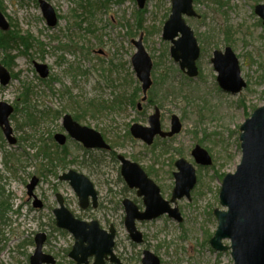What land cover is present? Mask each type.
Segmentation results:
<instances>
[{
  "label": "rangeland",
  "instance_id": "1",
  "mask_svg": "<svg viewBox=\"0 0 264 264\" xmlns=\"http://www.w3.org/2000/svg\"><path fill=\"white\" fill-rule=\"evenodd\" d=\"M46 1L58 14L55 26L47 24L39 0H0L9 23L8 29L0 30L30 32L38 39L33 40L28 49L20 45L10 51L15 60L9 64L10 68L5 67L17 72V77L11 78L6 85L0 82V100L16 102L18 107L10 121L15 136L20 139L19 143L11 145L3 134L0 135V187L3 192L0 199L8 200L11 206L6 222L0 224V264L29 263L34 245L27 240L40 231L49 235L44 251L57 254L62 264H71L69 251L74 237L68 231L61 233L53 228V209L58 206L53 185L65 197L69 209L80 218L97 219L105 228L110 223L115 225V252L122 264H141L144 249L159 256L161 264H234L230 249L216 251L209 239L218 224L213 210L225 209L219 200L221 174L235 172L241 161L240 126L256 108L264 105V26L255 12V6L264 0H194L200 17L185 15V19L201 49L197 76H189L180 68L171 55L172 42L163 38L171 0H147L143 9L139 8L137 0ZM137 11H144L140 25ZM140 38L153 61L151 87L160 91V100L158 103L143 101L141 109L126 101L114 111H98L92 99H113L132 93L137 83L142 84L132 66V56L137 51L133 40ZM226 46H231L238 56L241 75L247 83L237 94L219 86L218 72L211 60L216 49L224 50ZM4 54L0 50V61ZM34 61L48 65V77L39 75ZM111 77L116 80L115 85L109 83ZM125 78L129 81L124 82ZM23 85L34 86L36 92L29 94L27 100L34 103L36 110L54 108L62 112L61 116L40 118L39 125H29L30 107L28 102L22 104ZM69 88L71 93L66 92ZM156 107L160 110L163 129H170L172 115L180 118L182 128L166 142L158 141L159 149L154 153L151 147L154 143L147 145L129 136L127 130L134 123L149 125V116ZM65 113L81 125L102 133L108 143L115 144L117 153L138 162L146 172L151 169L149 175L166 199H170L175 183L173 171L177 167L173 160L184 157L192 163L197 182L191 199H178L183 220L179 222L164 214L152 220L137 221L144 242L134 243L124 224L122 200L130 197L137 199L142 209L144 205L134 189L126 188L119 161H113L108 151L96 149L94 156L103 161L91 169L81 163L83 151L73 140L68 148L77 160L67 168L82 172L92 180L99 193L100 207L81 208L70 184L53 174L44 176L36 190L38 197L45 196L44 207H33L27 201L25 179L28 173H38L40 165L46 163L36 156L39 144L43 143L45 133L60 130ZM18 121L25 123L24 127H18ZM26 133H30L29 142L21 139ZM195 145L212 155L211 165L195 162L191 153ZM162 146L167 150H160ZM224 244L229 245L230 241L225 239Z\"/></svg>",
  "mask_w": 264,
  "mask_h": 264
},
{
  "label": "water",
  "instance_id": "2",
  "mask_svg": "<svg viewBox=\"0 0 264 264\" xmlns=\"http://www.w3.org/2000/svg\"><path fill=\"white\" fill-rule=\"evenodd\" d=\"M43 15L50 26H55L57 13L48 1L39 0ZM147 0H137L139 8H143ZM172 11L163 28V38L172 42L171 55L179 62L180 68L189 76H197V59L200 56V46L192 28L187 24L184 15L196 16L193 0H171ZM255 12L262 18L264 25V3L255 6ZM0 28L6 30L9 23L0 9ZM180 35V36H179ZM137 51L132 57L136 76L141 81L143 91L142 101L147 99L148 89L153 80L151 70L153 61L146 51L142 39L133 40ZM215 70L218 72L219 86L232 94H237L246 87L247 83L241 75L238 56L231 46L224 51L217 49L211 58ZM41 77H47L49 67L45 63H34ZM11 78L10 72L0 63V81L6 85ZM141 107V104L139 105ZM13 106L0 101V125L11 143L16 141L12 136L13 129L9 116ZM150 126L134 123L131 133L135 138L142 139L147 144L153 141L155 135L163 137L173 136L180 132L182 123L177 115H172V126L169 132L162 131L160 110L150 116ZM64 124L79 140L87 146L107 148L102 134L90 127L82 126L73 120L70 114L64 116ZM240 141L242 158L235 172L227 173L221 184L219 193L220 203L228 209L214 210L218 225L210 239L211 246L216 250L230 249L234 264H264V105L256 108L251 116L240 126ZM192 155L197 163L210 165L213 160L210 153L200 145L192 149ZM122 166L121 173L130 188H137V194L143 196L145 211H140L137 204L131 199H124L126 210V228L133 241L143 242V235L137 229L136 220H145L168 213L178 221L182 216L177 206V200L186 196L190 199L191 191L197 182L194 165L181 157L176 160L178 168L174 171L175 186L170 201L164 199L160 187L149 177L145 170L124 155L119 156ZM68 179L79 196L80 205H89V196L94 204L97 203V192L93 183L86 175L70 170L62 176ZM33 186H31L32 190ZM31 192V191H30ZM59 207L54 209L56 225L72 233L75 238L70 256L78 264L87 262V257L96 255L95 264H104V257L111 255V260L120 261L113 252L115 229L110 232L100 228L98 221L85 222L76 218L64 205L62 197L58 195ZM171 202L175 207L171 206ZM47 235L45 232L36 234V248L30 257L31 264H54L52 255L43 251ZM230 241L229 245L224 240ZM142 264H160V258L149 250H145Z\"/></svg>",
  "mask_w": 264,
  "mask_h": 264
},
{
  "label": "flooded vegetation",
  "instance_id": "3",
  "mask_svg": "<svg viewBox=\"0 0 264 264\" xmlns=\"http://www.w3.org/2000/svg\"><path fill=\"white\" fill-rule=\"evenodd\" d=\"M198 17H200L199 15H198ZM180 36V35H179ZM200 53H201V49H200ZM149 91V90H148ZM149 92H147V94H148ZM147 101V99L145 100V102ZM140 105V102H138L137 103V108L138 109H141V107H142V104H141V107L139 106ZM157 108V107H156ZM155 108V109H156ZM52 110H57V109H52ZM61 112V111H60ZM62 113V112H61ZM68 113H65L63 116H62V119H61V127H60V130H58V131H52V132H49V133H45V136L44 137H42V140H43V143H44V148L46 149V150H49L50 151V153H52L53 154V157H54V160L52 159H50L48 156H46L45 155V152H43V151H41L40 152V156H38V157H40V158H43V159H45L46 160V163H42V165H40V167H39V170H38V173H28V178L27 179H25V186H26V188H27V201L33 206V207H39V208H41V207H44V205H45V196H42L41 195V197H38L37 196V193H36V190H37V188H38V185L40 184V182H41V180H42V178L45 176V177H47L48 176V174L49 175H54V176H56L57 178H58V180H60V181H66V182H68L69 184H70V186L74 189V187L71 185V182H70V180H68V179H63L62 178V176L65 174V173H68L70 170H74V171H76V172H79V171H77V170H75V169H73V168H71V167H68L67 168V166L64 168L63 167V165L61 164V161H60V158L62 157V154L64 153V152H67V155H66V161H67V165H70V164H73V163H75L76 162V160H77V158L75 157V156H71L72 155V153H71V150L68 148V145H69V143H70V141L71 140H73L74 142H76L78 145H79V147H80V149L83 151V154L81 155V157H82V159H81V163H83V164H86L88 167H93L95 164H100V163H102V161H103V159L101 158V157H96V156H94V154H93V150H96V149H100L101 151L103 150V151H108L109 152V154H110V156H111V151L112 150H114L115 151V147H113V144H110V143H108L107 141H106V139L104 138V140H105V142L107 143V144H109V147H107V148H102V147H90V146H87L82 140H79L76 136H74L73 134H72V132L66 127V125L64 124V116L65 115H67ZM152 115V114H151ZM150 115V116H151ZM60 116H61V114H60ZM59 116V117H60ZM150 116H149V120H150ZM58 117V118H59ZM51 118H54V117H51ZM45 119H49V118H45ZM57 119V118H56ZM74 120V119H73ZM149 120H148V122H149ZM74 121H76V120H74ZM160 121H161V119H160ZM80 124V123H79ZM81 125V124H80ZM82 126H85V125H82ZM147 126H150V123H149V125H147ZM171 126H172V117H171ZM89 127V126H88ZM161 128H162V125H161ZM130 129H131V127H130ZM129 129V135H131V137H133V138H135L133 135H132V133H131V130ZM171 129V128H170ZM170 129L169 130H165V129H163L162 128V131H165V132H169L170 131ZM99 132V131H98ZM15 133V132H14ZM14 133H12V134H14ZM2 134L4 135V137L9 141V139H8V137L6 136V134H5V132L3 131V129H2V127L0 126V135L2 136ZM103 136V135H102ZM174 136V135H173ZM173 136H165V137H163L162 135H160V134H157V135H155L154 136V138H153V141L150 143V144H147L145 141H143V140H141V139H138V140H141V141H143L144 143H146L147 145H152L153 143V145L151 146V147H153L154 145H156V144H158V141H162V142H166L167 140H169L170 138H172ZM13 137H15V136H13ZM104 137V136H103ZM136 139V138H135ZM10 142V141H9ZM20 142V139H18L17 138V140L14 142V143H19ZM154 150H155V148H154ZM116 152V151H115ZM155 152V151H154ZM116 159H114L113 161H119V163H120V175H121V178H122V180L125 182V184H126V188L128 187L129 189H134L135 191H136V195L139 197V199H141V201H142V204L144 205V208L142 209L141 208V206L138 204V200L137 199H135V200H133L132 198H130V197H125L124 199H131L135 204H137V206L139 207V210L140 211H145V208H146V206H145V204H144V200H143V196H139L138 194H137V191H138V189L137 188H130L129 186H128V184H127V182L125 181V179H124V176L122 175V173H121V166H122V162H121V160H120V158H119V156L120 155H124V154H121V153H117L116 152ZM125 156V155H124ZM57 157H60V158H57ZM112 157V156H111ZM126 157V156H125ZM136 157V156H135ZM127 159H130V158H128V157H126ZM137 158V157H136ZM112 159V158H111ZM131 160V159H130ZM131 161H134V160H131ZM134 162H136V161H134ZM176 162V160H173V163H175ZM138 163V162H137ZM139 164V163H138ZM140 165V164H139ZM141 166V165H140ZM176 166V165H175ZM142 167V166H141ZM143 168V167H142ZM92 169V168H91ZM144 169V168H143ZM178 169V168H177ZM149 170V169H148ZM151 169L148 171V172H146L148 175L151 173ZM176 171V170H175ZM79 173H82V172H79ZM173 173H174V171H173ZM82 174H84V173H82ZM84 175H86V174H84ZM87 176V175H86ZM173 176H174V174H173ZM88 177V176H87ZM149 177H150V175H149ZM154 182H155V180L152 178V177H150ZM90 179V178H89ZM91 180V179H90ZM91 182H92V180H91ZM93 183V182H92ZM156 183V182H155ZM157 184V183H156ZM93 185H94V183H93ZM158 185V184H157ZM31 186H33V188H32V190H31ZM159 186V185H158ZM174 186H175V183H174ZM53 187H54V192H55V195H56V198H57V202H58V206L57 207H59L60 206V203H59V200H58V195H60L61 197H62V200H63V202H64V205H65V207L76 217V218H78V219H80L81 221H85V222H92V221H98L97 219H92V220H86V219H83V218H80L79 216H77L76 214H74L70 209H69V207L66 205V199H65V197L62 195V193L61 192H59L58 191V188H57V186L56 185H53ZM160 187V186H159ZM94 188H95V190H96V192H97V203H96V205L94 204V201H93V198H92V196H89V205L87 206V207H82L81 205V208H83V209H87V208H90V207H92L93 209H96V208H99L100 207V205H99V193H98V191H97V189H96V187H95V185H94ZM173 189H174V187H173ZM2 190H1V187H0V192H1ZM31 191V192H30ZM74 191H75V189H74ZM160 191H161V188H160ZM172 192H173V190H172ZM75 193H76V195L78 196V194H77V192L75 191ZM162 194V193H161ZM1 196V195H0ZM163 196V195H162ZM184 197H186V196H184ZM183 198V197H182ZM186 198H188V197H186ZM78 199H79V196H78ZM124 199L122 200V206L124 207V211H125V217H124V224H125V227H126V223H125V220H126V216H127V214H126V210H125V206H124V204H123V201H124ZM164 199H166V198H164ZM172 199V193H171V197H170V199H166V200H168V201H170ZM181 199V198H180ZM190 199H191V197H190ZM79 204H80V201H79ZM171 206L172 207H175V204L173 203V202H171ZM177 206H178V200H177ZM56 208V207H55ZM54 208V209H55ZM179 208V207H178ZM54 209H53V212H54ZM179 211H180V209H179ZM180 213H181V216H182V212L180 211ZM213 213H214V211H213ZM164 214H167L170 218H173V217H171L168 213H164ZM164 214H162V215H164ZM161 216V215H160ZM159 217V216H158ZM183 217V216H182ZM155 218H157V217H155ZM152 219H154V218H152ZM152 219H145V220H152ZM137 221H144V220H136V226H137ZM179 222H181V221H179ZM98 223H99V226H100V228L101 229H103V230H106V231H108V232H110V228H111V226H113L114 227V229H115V236H114V245H113V252H114V254H115V256H116V258L120 261V263H118L117 261H113V260H111L110 258H111V255L109 254L108 255V257H104V264H108L109 262L110 263H114V264H122V261H121V259H120V257H118V255L116 254V252H115V246H116V233H117V230H116V227H115V225L114 224H112V223H110V225H109V227L108 228H105V227H103L102 226V224L98 221ZM53 228L55 229V230H57V231H59V232H61V233H65V231H62V230H58L56 227H54L53 226ZM127 229V228H126ZM137 229H138V227H137ZM139 231H140V229H138ZM128 231V230H127ZM46 234H47V232L46 231H44ZM141 232V231H140ZM129 233V232H128ZM142 233V232H141ZM142 235H143V233H142ZM36 236V235H35ZM35 236H34V239H33V243L34 244H36V239H35ZM129 237H130V234H129ZM131 238V237H130ZM48 239H49V235L47 234V241H46V243L48 242ZM131 240H132V238H131ZM133 241V240H132ZM74 242H75V238H74ZM134 243H137V242H135V241H133ZM143 242H144V235H143ZM142 242V243H143ZM137 244H141V243H137ZM73 245H74V243H73ZM73 245H72V247H73ZM72 247H71V249H70V251L72 250ZM145 250H149V249H144L143 250V252L145 251ZM70 251H69V257H70V259H71V264H78V262H77V260L76 259H74L73 257H71L70 256ZM149 251H151V250H149ZM152 252V251H151ZM47 253V252H46ZM153 253V252H152ZM47 254H50V255H52L53 256V258L55 259V263L54 264H62V263H60V261L58 262V257H57V254H51V253H47ZM155 254V253H154ZM156 255V254H155ZM157 256V255H156ZM143 257H144V253H143V255H142V257H141V264H142V259H143ZM159 257V256H158ZM160 258V257H159ZM91 259H92V262H91ZM160 261H161V259H160ZM95 262H96V255L95 254H93V255H90V256H88L87 257V262H82V264H95ZM29 264H31V263H29ZM44 264H46V263H44ZM161 264V263H160Z\"/></svg>",
  "mask_w": 264,
  "mask_h": 264
},
{
  "label": "trees",
  "instance_id": "4",
  "mask_svg": "<svg viewBox=\"0 0 264 264\" xmlns=\"http://www.w3.org/2000/svg\"><path fill=\"white\" fill-rule=\"evenodd\" d=\"M256 2H258V1H256ZM0 6H1V10L3 11L4 9L2 7V4H0ZM142 15H144V11H137V21L139 22V25L142 22ZM13 27H14V24H13ZM33 40H38V39H35L30 32L29 33L26 32L25 34H20V32L13 30V29L8 30L7 32H3L0 30V50L5 52V54H6V55L4 54V56L1 59L3 64H5V66L10 68L9 64L13 63L15 60V55H12L10 53V51L14 48L17 49V47H19L20 45H22L21 47H24V50L28 49L33 44ZM39 43L42 44L40 41H39ZM40 50L43 52L44 49L41 48ZM19 52H26V51L19 50ZM8 58H10V61L6 60ZM77 73L78 72H76L75 74H77ZM16 74H17V72L12 71L13 77H17V76H15ZM18 75H19V73H18ZM74 77H76V75ZM108 80H109V83L114 84V85L116 84V82H115L116 80L113 79L112 77L108 78ZM123 81L127 82L129 80L125 78ZM48 85H51V84H49V82H48ZM23 87L24 88H23L22 94H21L23 97L22 104L26 105V103L28 102V106L30 107V111H28V113H29L31 119H29V121H28L29 123L27 122L29 125L30 124L31 125H33V124L39 125V124H37V120H39L40 118H42V120H43V119H45L44 117L52 116L54 118H58L60 116L61 112L59 110H54V111L53 110H47L46 111V110H42V109L36 110L37 108L34 107L35 106L34 103L32 101L30 102L27 100V98H29V94H31L32 92H36V90L34 89V86L31 87L30 85H23ZM71 90L72 89L69 88V90H67L66 92L71 93ZM62 93H63V91H62ZM159 94H160V91H158L157 89L153 90L151 87V89L149 90V93H148L149 96H148L147 102L148 103L149 102L158 103V101L160 100ZM140 97H142L141 86L139 83H137V85H136V87L132 93L120 94V95L115 96L113 99H104V98L100 99L99 98L100 100H98L95 98V99H92L91 101H92V104L94 106H98V109H97L98 111H110L111 112V111H114L116 109L121 108V106L124 104V102L126 103V101H128L134 107H137L138 100L141 99ZM76 98H74L75 103H77ZM52 111H53V113H52ZM35 113H37L39 115H35ZM35 117H37V119ZM23 124H25V123L19 122L18 127H24ZM127 134L129 135V130H127ZM22 141H24V142L29 141V134H27V133L24 134L22 136ZM113 147H115L114 143H113ZM154 148H155V150L159 149L158 144H156L152 147L153 151H154ZM38 149H39V151L37 152V155H36L37 157L40 156V152L43 151V152H45L46 156H48L51 160L52 159L54 160L53 154L50 153L49 150H46L44 148V143L39 144ZM160 150L166 151L167 148L165 149L164 146H162V148H160ZM66 155H67V152H64L62 154L61 158L57 157V158H60L61 164L63 165L64 168L67 166ZM116 155H117L116 152L114 150H112L111 151L112 160L116 159ZM11 157H10V159H11ZM7 159H8V157H7ZM7 159H6L5 163H7ZM224 175H225V173L221 174V178H223ZM0 195H3L2 191L0 192ZM10 208H11V206H10L8 200L0 199V224L2 222H6V213L10 210ZM0 233H1V231H0ZM27 243L33 244V238L30 240H27Z\"/></svg>",
  "mask_w": 264,
  "mask_h": 264
},
{
  "label": "bare ground",
  "instance_id": "5",
  "mask_svg": "<svg viewBox=\"0 0 264 264\" xmlns=\"http://www.w3.org/2000/svg\"><path fill=\"white\" fill-rule=\"evenodd\" d=\"M105 3H107V0H105Z\"/></svg>",
  "mask_w": 264,
  "mask_h": 264
}]
</instances>
